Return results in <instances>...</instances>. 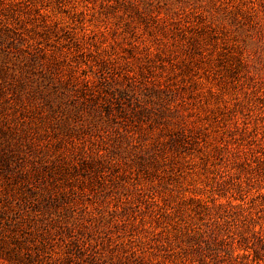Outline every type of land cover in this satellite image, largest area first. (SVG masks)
Here are the masks:
<instances>
[{"label":"rangeland","instance_id":"374dc122","mask_svg":"<svg viewBox=\"0 0 264 264\" xmlns=\"http://www.w3.org/2000/svg\"><path fill=\"white\" fill-rule=\"evenodd\" d=\"M0 264H264V0H0Z\"/></svg>","mask_w":264,"mask_h":264}]
</instances>
